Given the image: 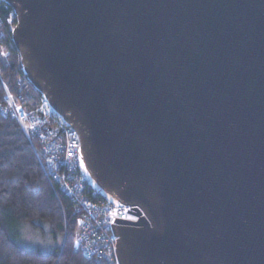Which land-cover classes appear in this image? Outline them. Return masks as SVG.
I'll list each match as a JSON object with an SVG mask.
<instances>
[{
	"label": "water",
	"instance_id": "obj_1",
	"mask_svg": "<svg viewBox=\"0 0 264 264\" xmlns=\"http://www.w3.org/2000/svg\"><path fill=\"white\" fill-rule=\"evenodd\" d=\"M4 1L28 80L136 210L119 264H264V0Z\"/></svg>",
	"mask_w": 264,
	"mask_h": 264
},
{
	"label": "trees",
	"instance_id": "obj_2",
	"mask_svg": "<svg viewBox=\"0 0 264 264\" xmlns=\"http://www.w3.org/2000/svg\"><path fill=\"white\" fill-rule=\"evenodd\" d=\"M10 10L0 2V18L6 35L0 37L11 51V63L0 59V105L6 86L26 107L36 104L41 93L29 82L20 55L12 40L8 23ZM27 84L23 86L20 78ZM33 228L62 237V243L50 252L25 244L20 229ZM78 235V215L70 198L47 174L40 154L28 140L19 123L3 115L0 108V264H109L81 256L74 248Z\"/></svg>",
	"mask_w": 264,
	"mask_h": 264
},
{
	"label": "built area",
	"instance_id": "obj_3",
	"mask_svg": "<svg viewBox=\"0 0 264 264\" xmlns=\"http://www.w3.org/2000/svg\"><path fill=\"white\" fill-rule=\"evenodd\" d=\"M0 2L5 9L10 10L8 23L11 24L15 12L6 1ZM5 35L4 22L0 18V37ZM0 59L7 64L12 61L10 49L2 43ZM23 73L28 80L24 69ZM20 82L23 86L27 84L24 77L20 78ZM0 108L4 116L19 123L40 154L47 174L74 204L78 215L75 250L86 258L119 264L118 237L113 226L117 220H137L139 217L133 206L107 198L92 185L80 152L82 141L79 132L42 94L36 104L26 107L16 100L6 86L4 102Z\"/></svg>",
	"mask_w": 264,
	"mask_h": 264
},
{
	"label": "rangeland",
	"instance_id": "obj_4",
	"mask_svg": "<svg viewBox=\"0 0 264 264\" xmlns=\"http://www.w3.org/2000/svg\"><path fill=\"white\" fill-rule=\"evenodd\" d=\"M20 232L21 239L25 244L39 247L44 252H50L62 243V237H55L49 228H46V232H42L29 224H25L21 227Z\"/></svg>",
	"mask_w": 264,
	"mask_h": 264
},
{
	"label": "bare ground",
	"instance_id": "obj_5",
	"mask_svg": "<svg viewBox=\"0 0 264 264\" xmlns=\"http://www.w3.org/2000/svg\"><path fill=\"white\" fill-rule=\"evenodd\" d=\"M89 177H90V181H91V183H92V185L98 190V191H100L103 195H105L107 198H109V199H112V197L108 194V193H106L97 183H96V181H94V179L90 176V174H89Z\"/></svg>",
	"mask_w": 264,
	"mask_h": 264
}]
</instances>
